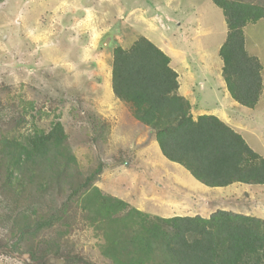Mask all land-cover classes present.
I'll use <instances>...</instances> for the list:
<instances>
[{"label": "trees", "instance_id": "16d2710c", "mask_svg": "<svg viewBox=\"0 0 264 264\" xmlns=\"http://www.w3.org/2000/svg\"><path fill=\"white\" fill-rule=\"evenodd\" d=\"M211 2L226 26L218 51L226 89L237 104L254 109L263 90L262 65L245 47V28L264 20V1ZM177 78L169 57L144 36L127 49L112 50V93L150 130L166 160L208 188L264 186V159L218 118L194 120L189 102L178 94ZM15 124L0 132V207L8 212L11 253L27 254L34 264L54 258L94 264L72 245L61 251L79 215L107 264H264V219L221 210L208 218L139 211L95 186L100 165L88 172L81 168L59 121L47 131L32 124L22 132ZM99 128L94 138L105 142L106 127ZM46 195L50 200L42 201Z\"/></svg>", "mask_w": 264, "mask_h": 264}, {"label": "rangeland", "instance_id": "374dc122", "mask_svg": "<svg viewBox=\"0 0 264 264\" xmlns=\"http://www.w3.org/2000/svg\"><path fill=\"white\" fill-rule=\"evenodd\" d=\"M146 11L152 15V20H148L158 29V38L165 36L166 23L171 26L175 45L188 56L192 67L196 69L205 63L217 69L222 65L218 44L224 42L226 26L221 10L211 0H4L0 4V132L13 128L15 122L22 132L31 129L32 124L47 131L52 121H59L81 168L88 172L100 165L94 182L96 187L129 201L142 211L160 214L163 207L167 215L181 203L179 198L170 196V191L181 189L173 186V180L169 179L170 185L164 190L161 188L164 181L157 180V171H149L146 174L153 182L151 188L158 191L153 198L141 200L146 193L144 191L141 196L137 191L140 177H145L144 171H133L130 165H137L142 158L140 147L134 141L139 135L143 140L145 134L137 135L128 107L112 92L108 94L111 65L105 55L116 46H129L130 33L136 30L129 31L133 27L127 26L128 20L146 24ZM157 15L163 17L161 20H165V24L161 25ZM168 19L173 22L169 23ZM148 23L145 30L153 29ZM147 36L156 41L154 33ZM245 41L248 53L257 56L263 65L264 86V20L245 28ZM107 48L109 50L103 53ZM215 69L212 70L214 74L217 73ZM198 93L201 98L206 95L210 102L207 90ZM29 104L33 109H29ZM259 109L264 113V91ZM256 115L260 127H264L263 115ZM100 125L106 127L105 142L94 138L97 132L93 130L99 131ZM256 149L259 152L261 147L256 146ZM185 178L189 180L188 176ZM252 187L254 192L244 195L238 191L237 198L227 195L230 202L222 204L226 205L223 207L230 212L264 219V186ZM48 196L42 201L50 200ZM196 196L190 193L191 199ZM209 197L213 201L221 198L217 194ZM0 201H3L1 196ZM182 202L185 203L184 212L176 214L201 213L197 208L191 211L190 202ZM7 217V209L0 207V240L3 239L0 241V264H34L27 254L11 253ZM79 218L78 215L69 235L64 238L66 244L62 243L61 251L67 252L73 246L87 262L107 264L98 256L92 231L85 228ZM4 243H7L5 248L2 247ZM48 264L64 263L54 258Z\"/></svg>", "mask_w": 264, "mask_h": 264}, {"label": "crops", "instance_id": "0c3cea01", "mask_svg": "<svg viewBox=\"0 0 264 264\" xmlns=\"http://www.w3.org/2000/svg\"><path fill=\"white\" fill-rule=\"evenodd\" d=\"M130 11L131 9L129 10V13ZM145 14H146L145 16H148V18H146L147 19L146 24H142L143 23L142 21L136 23L135 21L128 20L129 23L127 24V26L133 27V29L129 31L132 32V30L133 31L136 30V32H134L135 35L133 32L130 33V36H131L130 38L132 40L130 41L129 46L125 48L122 46L121 47L124 49L129 48L133 44L134 40H136L139 36H144L149 41H151L153 44H155L166 56L169 57L170 67L176 72L178 76L177 78L178 94L189 102L191 106L190 114L193 117V119L195 120L197 117L202 116V115H210V116H214L218 118L221 122H223L228 127H230L232 130H234L236 133H238L244 139L246 144L255 153L259 154L264 159V127H260L258 118L256 115V114L263 115V118H264L263 110L259 109V106L261 105L262 98H263L264 86L262 90V95L254 109H247V108L240 106L230 97L226 89L225 83L221 76L222 65L219 68L215 69V68H212L210 65L206 66V64L204 63L203 65L199 67L200 69L198 67H196L195 69L194 67L190 65V62L188 61V56H185L181 48L175 45L174 31L171 29L170 25H168L167 23L165 24L164 22L165 20L163 21L161 20L163 19V17L160 18L157 15V17L160 18L159 20H160L161 25L162 23L166 25L165 26L166 30H164V32L162 31L165 36H163L162 39H160L158 38V29L154 27L153 22L152 24H150L149 22L150 20H148L152 18V15H148L147 11ZM141 19L144 20L143 18H140V20ZM167 21L169 23L173 22V20L171 19H168ZM147 23L148 25L151 26V28L153 27V29L145 30L147 28L146 27ZM180 25L181 24H179V26ZM135 27L136 28L139 27V30H137ZM152 33L155 34L156 41L150 40V38H148L149 36L147 35L149 34L152 35ZM220 46L218 44L219 48ZM108 50L109 49L107 48L106 50L103 51V53H106ZM200 50H202V48ZM200 50L198 51V54L200 53ZM106 54L107 55H105V57L109 58V62L111 65L112 52L110 51L109 53H106ZM101 58H102V55L100 56V61H101ZM213 69H215L217 73L214 74V72H212ZM262 73H263V65H262L261 76H262ZM211 75L213 76L211 77ZM262 83H263V77H262ZM199 90L201 93L206 90L209 92L208 99L210 102H207L208 100L206 99L207 97L206 95L204 98L200 97L198 93ZM109 92L110 93L112 92L111 86H109L108 94ZM111 94L113 95V93ZM131 125L137 131V135L138 133L140 134L142 132H144L145 134L143 140H142L143 136L139 135V138L137 139L138 136H136L135 138L136 141H134L136 142L137 146L140 147L139 150L142 153L141 154L142 158L139 159V163L137 165L135 166L130 165L133 171L139 170L140 172L142 169L144 171L143 173L145 177L143 178L140 177V181H139L140 188L137 191L138 195L143 194L144 191L146 193V196L143 194L144 196L141 198V200L143 201L145 198L149 196L152 197V195H154V192L158 191V190H152L151 188L153 182L146 174V172H149V171L150 172L157 171V175H156V177H158L157 180L162 179L164 181V183H161L163 184L161 185V188H163L164 190L166 189V187H169L167 185H170V183L168 182L170 181L169 179L173 180L174 182L173 186L176 185L181 189L177 192L170 191L171 192L170 196L174 195L175 198H179L181 203L179 204L180 207H177V208L174 207L175 208L174 211H172L170 208H167V209H170L169 214L165 215L166 211L163 209V207L161 209L162 212L160 214H154L151 212L142 211L138 207L133 206L139 211L146 212L151 215L160 216L162 218H171V217H176V216H179V217L200 216L202 218H208L211 214L215 213L218 210L228 211L226 208L223 207V206H226L228 202H230L226 198L227 195H231V197L233 196V198H237L239 196L238 191H241L242 194L245 195V193L249 194L255 191V188L252 189L253 188L252 186H258V185H245L241 183H234L227 187L208 188L202 185L201 183H199L198 181H196L191 176V174L179 164L169 162L168 160L166 161V159L162 156L160 152V149L158 147V144L155 141L153 134L150 132V130L147 127L140 125L136 121L134 124H131ZM138 125H140V128H138ZM256 146L261 147V149H259V152L256 149ZM147 153L149 154L148 157H147ZM186 176L189 177L188 178L189 180L185 178ZM145 185H146V188H148V190H146V188L144 189L141 188L142 186H145ZM182 189L186 191L183 192ZM159 192H161V190ZM190 193L196 194L197 195L196 198L191 199ZM167 194L169 193L167 192ZM211 194H217V196L219 195L221 198L215 201L210 200L209 196ZM121 200H124L128 204L131 205L129 201L125 199H121ZM259 200L262 202L263 199L260 198ZM182 201H186L187 204H189L190 202L189 205H190L191 211L199 209L201 213H197V214L194 213L191 216L176 214V212H184L183 205L185 203H183ZM193 201L195 203L198 202L199 204H195ZM224 203H226V205H222ZM217 206H221V207L217 208ZM166 207H169V206H166ZM162 213H164V216H162Z\"/></svg>", "mask_w": 264, "mask_h": 264}, {"label": "bare ground", "instance_id": "6f19581e", "mask_svg": "<svg viewBox=\"0 0 264 264\" xmlns=\"http://www.w3.org/2000/svg\"><path fill=\"white\" fill-rule=\"evenodd\" d=\"M220 87V86H219Z\"/></svg>", "mask_w": 264, "mask_h": 264}]
</instances>
